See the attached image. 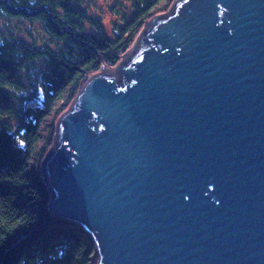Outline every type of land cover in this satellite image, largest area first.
Masks as SVG:
<instances>
[{
	"label": "water",
	"instance_id": "obj_1",
	"mask_svg": "<svg viewBox=\"0 0 264 264\" xmlns=\"http://www.w3.org/2000/svg\"><path fill=\"white\" fill-rule=\"evenodd\" d=\"M41 170L98 264H264V0H175L82 80Z\"/></svg>",
	"mask_w": 264,
	"mask_h": 264
},
{
	"label": "trees",
	"instance_id": "obj_2",
	"mask_svg": "<svg viewBox=\"0 0 264 264\" xmlns=\"http://www.w3.org/2000/svg\"><path fill=\"white\" fill-rule=\"evenodd\" d=\"M174 1L0 0V264H98L51 214L41 165L82 80L115 68Z\"/></svg>",
	"mask_w": 264,
	"mask_h": 264
},
{
	"label": "rangeland",
	"instance_id": "obj_3",
	"mask_svg": "<svg viewBox=\"0 0 264 264\" xmlns=\"http://www.w3.org/2000/svg\"><path fill=\"white\" fill-rule=\"evenodd\" d=\"M173 5V4H172ZM172 7V6H171ZM170 7V8H171ZM170 10V9H169ZM169 10L167 11V12H169ZM166 12V13H167ZM163 14H165V13H163ZM105 20H106V22H109L110 20H112V16L109 14V13H106V15H105ZM154 19V18H153ZM152 20V19H151ZM151 20H149L148 22H150ZM106 25H107V23H106ZM145 27V26H144ZM143 30H144V28L141 30V32L140 33H142L143 32ZM140 33L138 34V36H137V38H136V40H135V42L138 40V38H139V35H140ZM135 42H134V44H135ZM133 44V45H134ZM132 48V47H131ZM123 57V56H122ZM122 60V59H121ZM109 69H111V68H109ZM112 69H114V68H112ZM101 71V70H100ZM87 77V76H86ZM80 87V86H79ZM59 121V120H58ZM42 175H43V178H44V181L46 180V176H45V171L43 170L42 171Z\"/></svg>",
	"mask_w": 264,
	"mask_h": 264
}]
</instances>
